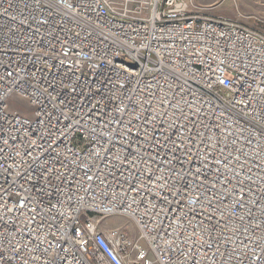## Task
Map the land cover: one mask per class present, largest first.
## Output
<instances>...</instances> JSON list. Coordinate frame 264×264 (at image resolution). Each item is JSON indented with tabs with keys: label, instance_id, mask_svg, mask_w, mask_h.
<instances>
[{
	"label": "built area",
	"instance_id": "1",
	"mask_svg": "<svg viewBox=\"0 0 264 264\" xmlns=\"http://www.w3.org/2000/svg\"><path fill=\"white\" fill-rule=\"evenodd\" d=\"M139 3L0 0V264H264V34Z\"/></svg>",
	"mask_w": 264,
	"mask_h": 264
},
{
	"label": "rangeland",
	"instance_id": "2",
	"mask_svg": "<svg viewBox=\"0 0 264 264\" xmlns=\"http://www.w3.org/2000/svg\"><path fill=\"white\" fill-rule=\"evenodd\" d=\"M141 0H108V4L115 10L129 9L140 6ZM154 2L155 0H146ZM190 12H195L207 16H222L238 21L254 30L264 34V0H178ZM11 105L26 113L32 110L31 105L25 100L15 98L11 100ZM103 229L108 230L117 225L127 226L131 234L135 229L131 224H127L126 218L122 216H106ZM104 217L103 219H105ZM141 245L144 242L138 239Z\"/></svg>",
	"mask_w": 264,
	"mask_h": 264
},
{
	"label": "bare ground",
	"instance_id": "3",
	"mask_svg": "<svg viewBox=\"0 0 264 264\" xmlns=\"http://www.w3.org/2000/svg\"><path fill=\"white\" fill-rule=\"evenodd\" d=\"M20 99V98H19ZM21 100H24V99H21ZM25 101V100H24Z\"/></svg>",
	"mask_w": 264,
	"mask_h": 264
}]
</instances>
